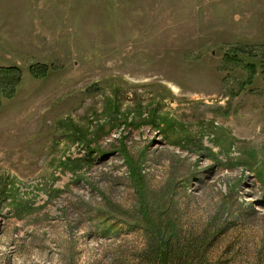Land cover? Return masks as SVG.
Segmentation results:
<instances>
[{"label": "rangeland", "instance_id": "obj_1", "mask_svg": "<svg viewBox=\"0 0 264 264\" xmlns=\"http://www.w3.org/2000/svg\"><path fill=\"white\" fill-rule=\"evenodd\" d=\"M9 67L0 264H264V0H0Z\"/></svg>", "mask_w": 264, "mask_h": 264}, {"label": "trees", "instance_id": "obj_2", "mask_svg": "<svg viewBox=\"0 0 264 264\" xmlns=\"http://www.w3.org/2000/svg\"><path fill=\"white\" fill-rule=\"evenodd\" d=\"M0 70V95L3 92L9 91L18 86L23 81L21 70L16 67L2 68ZM31 70L33 71L34 75H38L48 72L49 67L46 65L37 67L32 66ZM171 233L173 234L168 237L167 242L165 241L164 237L161 241V238L159 239L160 236L156 237L158 240L157 243L154 244L156 246L152 250L154 251V255H156L157 264H171V241L173 237H176L174 232Z\"/></svg>", "mask_w": 264, "mask_h": 264}]
</instances>
